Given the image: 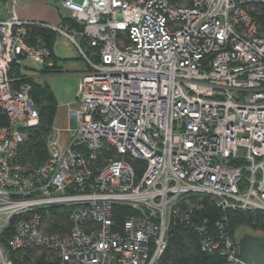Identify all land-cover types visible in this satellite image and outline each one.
<instances>
[{
	"label": "built area",
	"instance_id": "1",
	"mask_svg": "<svg viewBox=\"0 0 264 264\" xmlns=\"http://www.w3.org/2000/svg\"><path fill=\"white\" fill-rule=\"evenodd\" d=\"M60 1L90 55L62 25L3 16L0 0V264H13L1 242L10 227L9 248L55 251L62 264H158L192 197L264 213V29L252 15L264 0ZM32 25L70 41L87 70L71 136L54 128L48 160L28 173L16 157L40 113L11 74L25 59L53 65L41 41L28 44ZM61 206L73 208V230L49 234L43 212ZM114 206L133 212L121 230ZM221 239L204 247L239 262L237 243Z\"/></svg>",
	"mask_w": 264,
	"mask_h": 264
},
{
	"label": "trees",
	"instance_id": "2",
	"mask_svg": "<svg viewBox=\"0 0 264 264\" xmlns=\"http://www.w3.org/2000/svg\"><path fill=\"white\" fill-rule=\"evenodd\" d=\"M253 17L264 29V5H256L252 12ZM62 26L71 33L78 34L80 47L88 54L91 53L89 41L82 36L83 28L70 16H62ZM28 44H37L41 41L51 51V61L55 59L53 47L60 36L58 33L43 26H28ZM82 60L83 58L80 57ZM26 70V68H25ZM20 67L14 69L11 78L15 87L21 84L31 86V98L39 109V124L25 129L26 139L18 148L16 162L23 166L28 173L42 166L49 158L46 148L47 137L54 129V121L58 110V101L47 83H39L24 74ZM63 71L53 62L52 66H44L43 75L62 74ZM138 177L144 172V162L133 160ZM193 211L190 220L177 221L170 227L167 247L158 264H227V258L220 251L211 253L204 247V241L213 239L222 245V236L229 237L235 244L238 243L236 232L241 227L264 232V213L245 212L241 210H223L209 197H192L190 200ZM72 207H53L43 212L46 232L49 234H71L74 223L72 222ZM132 210L127 207L114 206V229L121 230L124 219L132 215ZM17 219H13L15 224ZM222 222L224 230L221 231L217 224ZM12 227L6 229L1 235L2 245L5 247L9 259L13 264H62L55 251L31 247L13 250L8 247V239L13 235ZM223 234V235H222ZM209 242V241H208ZM224 246V245H223ZM222 248V247H221Z\"/></svg>",
	"mask_w": 264,
	"mask_h": 264
},
{
	"label": "rangeland",
	"instance_id": "3",
	"mask_svg": "<svg viewBox=\"0 0 264 264\" xmlns=\"http://www.w3.org/2000/svg\"><path fill=\"white\" fill-rule=\"evenodd\" d=\"M4 10V8H3ZM58 39H60L58 37ZM71 43V42H70ZM59 47L62 51L66 54L65 56H79V52L76 50L77 54L75 55L74 52L69 51L65 44L62 42ZM69 53V54H68ZM78 57V58H79ZM74 58V57H73ZM63 63V60L59 61ZM69 63L75 64V66L82 65L83 60L79 58V60H69ZM24 66L27 68L26 75L28 77H38V81L41 83H47L53 90L57 101H58V110L54 121V128L61 131V140L63 143L67 142L68 138L71 136V132L68 131L72 126V121L68 114V109L70 106L72 108L76 107V95L78 91V80L75 79L76 76L73 73H69L68 69L58 66L61 71L64 73L62 74H49L46 76H42L43 67L39 64L35 63L30 59H25L23 61ZM245 234H253L257 236H263L264 232L260 230H253L249 227H241L236 232V238L239 240Z\"/></svg>",
	"mask_w": 264,
	"mask_h": 264
},
{
	"label": "crops",
	"instance_id": "4",
	"mask_svg": "<svg viewBox=\"0 0 264 264\" xmlns=\"http://www.w3.org/2000/svg\"><path fill=\"white\" fill-rule=\"evenodd\" d=\"M2 14L5 17L14 19L16 18L20 21L46 23L48 25L58 27L62 25V16L65 15V12H63L62 10L60 0H4V10ZM58 37L60 39H58ZM58 37L53 47V54L55 57V59H53V62L57 67L61 66L60 64H62V67L68 69L69 73L75 74V79L79 81L82 74L87 70V65L84 60L82 65L79 66H75V64L69 63V60H79L80 57L78 55L69 57L65 56L66 54H63L65 52L61 50L59 45L63 42L68 50L74 52L75 55L77 54L75 50L76 47L65 37ZM73 46L75 47V49ZM61 60H63V63L59 62ZM40 66L44 67L43 65ZM24 74L26 75V71L24 72ZM31 78L39 82L38 77L34 76Z\"/></svg>",
	"mask_w": 264,
	"mask_h": 264
},
{
	"label": "water",
	"instance_id": "5",
	"mask_svg": "<svg viewBox=\"0 0 264 264\" xmlns=\"http://www.w3.org/2000/svg\"><path fill=\"white\" fill-rule=\"evenodd\" d=\"M238 154L246 153L239 151ZM237 245L239 262L236 261V264H264V235L245 234L238 240Z\"/></svg>",
	"mask_w": 264,
	"mask_h": 264
}]
</instances>
